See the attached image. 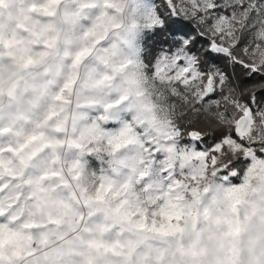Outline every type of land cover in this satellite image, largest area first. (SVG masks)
<instances>
[{"label": "clouds", "instance_id": "clouds-1", "mask_svg": "<svg viewBox=\"0 0 264 264\" xmlns=\"http://www.w3.org/2000/svg\"><path fill=\"white\" fill-rule=\"evenodd\" d=\"M210 2L231 78L158 0H0V264H264V0Z\"/></svg>", "mask_w": 264, "mask_h": 264}, {"label": "trees", "instance_id": "trees-1", "mask_svg": "<svg viewBox=\"0 0 264 264\" xmlns=\"http://www.w3.org/2000/svg\"><path fill=\"white\" fill-rule=\"evenodd\" d=\"M221 0H216L220 2ZM160 4V12L162 19L165 20L166 28L158 34L156 45L159 46L160 50L172 51L175 47V42L173 37L178 35H194L195 40L190 45V52L195 54L198 57L199 69L204 72L214 70L215 68H220L226 74L230 75L229 66L227 64V57L223 53H214L211 51L210 44L211 41L208 39L207 35H201L200 32L203 29H200V32L197 31V25L193 22L184 21L182 18L174 17L171 15V10L164 0H158ZM228 8V7H224ZM222 9V7L217 10ZM216 10V11H217ZM239 65H237V71L235 73L236 80L239 81L241 87L246 84L251 83V78H242L239 73ZM264 95V94H262ZM217 94H210L206 99H215Z\"/></svg>", "mask_w": 264, "mask_h": 264}, {"label": "snow or ice", "instance_id": "snow-or-ice-1", "mask_svg": "<svg viewBox=\"0 0 264 264\" xmlns=\"http://www.w3.org/2000/svg\"><path fill=\"white\" fill-rule=\"evenodd\" d=\"M220 7H227V0H225V3L223 5L217 4L216 0H211L208 5L209 16H211L212 13H215L216 17H219L220 14H218L216 10ZM175 43L179 44L180 42L175 41ZM190 45L191 42L185 44L182 48L178 49L177 51V55L181 57V59H179L177 63L181 66V71L184 73L185 76H195L199 72L198 57L190 52ZM210 48L211 51L214 53H226L228 51L225 48L219 47L215 43H212L210 45Z\"/></svg>", "mask_w": 264, "mask_h": 264}, {"label": "rangeland", "instance_id": "rangeland-1", "mask_svg": "<svg viewBox=\"0 0 264 264\" xmlns=\"http://www.w3.org/2000/svg\"><path fill=\"white\" fill-rule=\"evenodd\" d=\"M165 2H166V4L168 5V0H164ZM172 2L173 3H175L176 2V0H172ZM217 3V2H216ZM225 3V0H221L220 2H218L217 4H220V5H223ZM171 10V9H170ZM217 13L218 14H223V15H230L231 14V9L230 8H224V7H222V9H220V10H217ZM211 21L209 20V23H210ZM162 51H168V50H162ZM173 51V50H172ZM169 53L171 52V51H168Z\"/></svg>", "mask_w": 264, "mask_h": 264}]
</instances>
